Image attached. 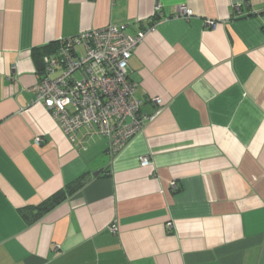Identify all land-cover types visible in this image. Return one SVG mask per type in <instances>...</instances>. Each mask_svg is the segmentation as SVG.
Segmentation results:
<instances>
[{
	"label": "crops",
	"instance_id": "1",
	"mask_svg": "<svg viewBox=\"0 0 264 264\" xmlns=\"http://www.w3.org/2000/svg\"><path fill=\"white\" fill-rule=\"evenodd\" d=\"M110 25L148 30L127 78L151 121L115 156L32 91L33 51ZM0 264H264V0H0Z\"/></svg>",
	"mask_w": 264,
	"mask_h": 264
},
{
	"label": "built area",
	"instance_id": "2",
	"mask_svg": "<svg viewBox=\"0 0 264 264\" xmlns=\"http://www.w3.org/2000/svg\"><path fill=\"white\" fill-rule=\"evenodd\" d=\"M156 5L155 19L160 17ZM180 8L174 18H189ZM213 27L212 21H206ZM124 26L85 31L55 41L56 53L44 56L42 78L32 88L37 103L48 111L67 140L80 150L85 137L105 141L109 155H117L151 118L139 114L135 85L127 78L128 61L147 31L127 36ZM80 48L81 50H76ZM161 105L160 99L153 100ZM85 133L79 138L81 131ZM37 138L35 143L39 144ZM141 166H149L147 158ZM114 233L115 229L111 228Z\"/></svg>",
	"mask_w": 264,
	"mask_h": 264
},
{
	"label": "trees",
	"instance_id": "3",
	"mask_svg": "<svg viewBox=\"0 0 264 264\" xmlns=\"http://www.w3.org/2000/svg\"><path fill=\"white\" fill-rule=\"evenodd\" d=\"M54 45H56V43H54ZM33 55L34 56H38L42 59V64H43V58H44V54L43 51H40V50H36V51H33ZM58 200H59V197H58ZM57 201H52V202H48L46 203V205H41L37 208H35V210L37 211L36 213V217H38V219L43 216L45 213H47L48 211H50L52 208H54V206L56 205Z\"/></svg>",
	"mask_w": 264,
	"mask_h": 264
}]
</instances>
